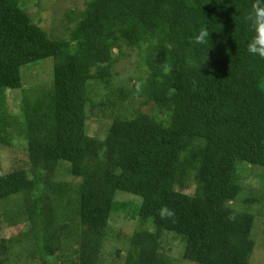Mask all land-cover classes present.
Wrapping results in <instances>:
<instances>
[{"label":"trees","instance_id":"obj_1","mask_svg":"<svg viewBox=\"0 0 264 264\" xmlns=\"http://www.w3.org/2000/svg\"><path fill=\"white\" fill-rule=\"evenodd\" d=\"M27 1L0 0V103L23 89V67L54 68L15 122L0 105V211L29 227L0 237V264L24 240L41 264H103L119 216L139 224L122 264H173L166 234L196 264H261L264 59L247 52V16L264 0H85L68 15V39L32 19ZM204 27L207 47L192 39ZM131 53L132 83L119 82ZM94 102L110 122L103 139L88 134ZM16 147L27 166L4 172L2 153ZM239 163L263 169L261 195L243 198ZM119 193L140 201L134 214ZM165 206L173 217H160Z\"/></svg>","mask_w":264,"mask_h":264},{"label":"rangeland","instance_id":"obj_2","mask_svg":"<svg viewBox=\"0 0 264 264\" xmlns=\"http://www.w3.org/2000/svg\"><path fill=\"white\" fill-rule=\"evenodd\" d=\"M26 11L30 14L32 19L39 21L40 26L43 27L50 33H54L58 39H68V35L65 33V27H74V23L68 19V15L75 12L84 11L86 9V1L85 0H43L40 3H37V0H33V2L27 1L24 3ZM132 55V53H131ZM137 66V59L132 55L129 59H124L119 63L115 72L118 75L116 76L117 81H128L132 83L128 79V77L132 76V73L135 71ZM54 68V60L46 59L44 61L38 62L34 65H28L21 69V74L23 78L24 87L22 90L15 91H7L5 92L4 99L0 103L1 107H3L4 114L9 122H15L16 118H20L24 114L25 108V98L28 97L29 91L34 89L35 87H43L50 78V75H53ZM52 87V86H51ZM50 87V88H51ZM104 94L103 92L101 95ZM30 98H34L31 95ZM100 100V98H98ZM141 107V106H140ZM142 112L144 114L152 115L151 106L142 107ZM103 110L99 107L98 102H94V105L89 106L87 109L88 116V134L93 137H97L103 139L110 127V122L102 119ZM16 117V118H15ZM27 166V157L25 156V152L20 148L16 147L12 149H4L2 153V168L4 172L13 171L15 168H23ZM240 170L239 174L242 179L244 188L246 192H244L245 199L247 197L259 196L261 195L262 183L260 173L262 172L261 167L258 166H249L246 163H239ZM64 168H61L63 170ZM65 170V169H64ZM263 170V169H262ZM70 184L72 180H70ZM118 200L126 201L123 203L126 205V209H128L131 214L136 212V205L140 204V201L134 198H131L130 194L119 193ZM130 195V196H129ZM130 200V201H127ZM134 203H133V202ZM254 210H264V205L257 204L253 207ZM56 227H59L60 221H56ZM12 221H7L6 216L0 211V237L5 239H11L12 237H20L19 236L23 231L29 230L28 225L18 224L15 227H11ZM139 227L137 220H130L124 217H116L113 219V227L110 231H106V233H111V237L109 242L104 246V254L102 257L104 258L103 264H122L123 257L126 254L127 250V242L133 233ZM154 232V231H150ZM116 236V240L114 241V237ZM66 237V235H64ZM166 242L165 244L171 253L170 256H174L175 261L173 264H196L195 262H191L189 260H185L182 258V255L185 251V247L183 243L181 244V240L173 235H165ZM254 237V235H253ZM63 238V237H62ZM65 239V238H63ZM108 241V240H107ZM127 243V244H126ZM72 247L71 244H67L64 246L63 251H70ZM32 246L28 245V242L25 243L19 242L16 244L13 250L9 252L7 256L9 261L7 264H41L39 258H32L31 253ZM122 251L120 256L116 258V252ZM62 251V252H63ZM258 252L263 254L264 258V240L262 241V245L259 246ZM60 251L58 255H60ZM61 257V256H60ZM121 257V258H120ZM264 264L263 262H260Z\"/></svg>","mask_w":264,"mask_h":264},{"label":"clouds","instance_id":"obj_3","mask_svg":"<svg viewBox=\"0 0 264 264\" xmlns=\"http://www.w3.org/2000/svg\"><path fill=\"white\" fill-rule=\"evenodd\" d=\"M247 19L255 33L247 45V52L251 56L264 59V10L254 6L248 13ZM192 39L193 43L196 45L207 47L210 43V32L208 28L204 27L199 29ZM159 215L164 219L173 217L175 213L173 210L165 206L159 210Z\"/></svg>","mask_w":264,"mask_h":264},{"label":"water","instance_id":"obj_4","mask_svg":"<svg viewBox=\"0 0 264 264\" xmlns=\"http://www.w3.org/2000/svg\"><path fill=\"white\" fill-rule=\"evenodd\" d=\"M117 52V51H116Z\"/></svg>","mask_w":264,"mask_h":264}]
</instances>
